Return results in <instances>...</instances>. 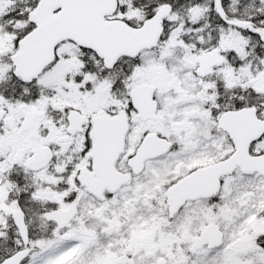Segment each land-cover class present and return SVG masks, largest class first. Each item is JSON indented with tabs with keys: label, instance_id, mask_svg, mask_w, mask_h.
I'll use <instances>...</instances> for the list:
<instances>
[{
	"label": "rangeland",
	"instance_id": "obj_1",
	"mask_svg": "<svg viewBox=\"0 0 264 264\" xmlns=\"http://www.w3.org/2000/svg\"><path fill=\"white\" fill-rule=\"evenodd\" d=\"M35 1L0 0V76L6 68L2 59L4 54L14 47L16 36L28 26L24 16L16 18L18 27L14 26L10 15L27 14ZM211 38L208 36L207 40ZM169 45L162 46L157 52L142 53L134 66L131 62L123 63L126 68H135L136 72L133 81L129 73L124 77L119 90L126 103L130 83L145 82L156 87L154 99L158 118L153 122H141L130 111L134 125L128 136L126 155L138 145L143 132L149 130L174 140L173 148L167 154L147 161L143 172L119 190L112 202L91 200L76 184V169L65 190L50 180L45 191L38 190L33 194L40 197L22 198L21 202L30 206L27 214L31 218V253L23 264H264V250L256 244L263 236L260 210L264 197L261 180L257 177L236 175L225 178L211 203L190 202L173 218L167 217L168 185L216 157L212 150L210 155L206 152L207 159L197 158L201 153L195 151L197 145L212 142L215 120L207 117L211 115L210 110L206 113L198 110L203 104L194 98L198 78L193 74L192 66L184 68L188 60L182 64L181 53ZM58 54L57 62L27 88L25 94L20 93L19 96H27L22 103L24 108L102 109L108 106L107 103L121 106L120 96H108L111 89L103 84L102 75L94 77L86 72L91 68L99 73L103 68L92 52L65 43ZM186 58L189 59L188 54ZM259 61L260 58L251 60L248 74L241 75V79L250 81L257 93L263 88L259 84ZM231 68L229 64L222 66L217 71L218 78L231 76L229 78L233 79ZM184 70L188 84L181 79ZM5 85L13 84L7 82ZM1 87L0 96H11ZM83 166L86 165L76 168ZM118 166L120 170L126 169L125 156ZM72 191L77 192L79 211L75 222L65 230L71 239L63 240V231L58 235L48 233L50 225L44 212L51 200L61 202ZM30 208L39 211L41 219L37 218L40 214L31 213ZM208 222L222 229L223 242L212 250H195L190 238ZM10 233L15 236L13 229ZM9 251L10 240L0 239V254ZM124 254H130L128 259L131 260L125 261Z\"/></svg>",
	"mask_w": 264,
	"mask_h": 264
},
{
	"label": "flooded vegetation",
	"instance_id": "obj_2",
	"mask_svg": "<svg viewBox=\"0 0 264 264\" xmlns=\"http://www.w3.org/2000/svg\"><path fill=\"white\" fill-rule=\"evenodd\" d=\"M165 3L169 4V13L162 18L163 35L157 47L171 43L169 46L181 53L182 64L188 60V64L183 65L184 68L192 66V72L198 78L194 98L203 102L198 110L200 113L210 110L211 115L207 117H213L215 120L212 142L200 143L201 158L207 159L208 156H203L207 151L210 155L212 150L216 157L210 162L229 157L235 150L234 138L249 137L242 133V127H253L260 132L250 142L248 155L264 154V0H220L219 8L222 14L218 11L216 0H117L116 16L126 25L131 23L133 27H139ZM235 22L245 24L237 25ZM208 36L212 37L209 41ZM208 53L212 55L208 56ZM187 54L189 59L186 58ZM255 58H260L259 84L263 85L262 91L258 93L253 90L249 80L241 79V75L248 74L251 67L248 64ZM227 64L232 67L233 79H230L231 76L218 78L217 71ZM209 65L211 66L207 71L199 70V67L208 68ZM135 72L133 70V73ZM182 78L187 83L185 70L181 74ZM13 79L17 81L20 93H24L25 84L16 78ZM116 94L122 99L117 84L108 96ZM250 97L253 99L250 100ZM24 101L25 96H0V226L6 232L10 231L12 211L19 207L13 206L12 209L10 196L13 190L16 191L17 198L25 196V192H33L37 180L41 182L44 179L43 183L48 185L47 181L52 180L55 175L69 179L72 177L74 165L81 163L82 157V162L91 164L92 161L86 154L92 146L90 129L97 111L84 109L82 112L86 116L85 123L79 131L70 134L66 108L44 109L39 136L37 139H31L21 127L27 110L16 107L17 103ZM240 110L245 111L243 117H240L243 120L232 124V134L219 127L218 119L222 113ZM128 117L129 122H133L132 118ZM80 143L83 144L82 151L77 152ZM40 144L51 149V159L43 169L32 171L23 166L24 157ZM252 174L236 168L230 176ZM76 199V194L69 196V204L76 202ZM65 202L66 199L63 204L55 207H64ZM260 213L263 220L264 197ZM77 216L78 212L67 228L75 222Z\"/></svg>",
	"mask_w": 264,
	"mask_h": 264
},
{
	"label": "water",
	"instance_id": "obj_3",
	"mask_svg": "<svg viewBox=\"0 0 264 264\" xmlns=\"http://www.w3.org/2000/svg\"><path fill=\"white\" fill-rule=\"evenodd\" d=\"M50 3L51 5H56L52 0H40L38 7L35 9L33 13L44 11V5ZM109 9V8H108ZM43 13V12H42ZM41 21H45L46 19L40 18ZM150 32H147V36H150ZM70 37H73L75 40L79 41L82 44L91 46L94 48L99 54L106 58V62L111 59H114L117 56L116 46L111 42L108 38L100 36L97 33L92 39L86 38L78 35L70 34ZM42 31L41 29H36L33 31L22 43L23 46L28 40V44H30L33 48L30 50L31 57H27L26 64H19L17 58H14V62L17 66L16 72L20 75L24 76L23 69L26 68L28 71L27 77H33L36 73L40 72L42 69V64L48 59L47 49L43 46H47V44H42L39 48L35 46L41 41ZM59 39L61 36L58 37ZM156 38V35L153 36L149 41L153 42ZM108 50H104V45L108 43ZM143 37L139 36V41H142ZM138 41V42H139ZM18 54V53H17ZM20 66V67H19ZM153 92V88L147 85H141L134 88L131 91V96L133 98L134 106L138 109L139 116L143 119H147L149 117H154V109L155 103L151 99V95ZM233 115L243 116V112L233 113L226 112L222 115L220 125L224 128L232 131L227 124L229 118ZM101 123H98V126ZM242 133L247 134L249 137L237 138L236 139V152L235 154L226 159L204 168H199L189 175L185 176L175 184L171 185L167 189V201L170 206V215H173L181 205H183L187 200H194L200 197H209L214 195L220 185V177L226 173H231L236 165H239L243 171H255L264 174V155L259 157H248L247 155V147L249 144V138L257 133V129L250 128L246 129L244 127L241 128ZM124 136V132L119 134V138ZM123 142V140H122ZM169 142L164 139H159L155 135L151 134L146 136L141 146L138 149V154L130 160V165L133 167L134 173H138L142 169V163L144 159L147 157H154L157 155H161L166 152L169 148ZM121 149V148H120ZM119 149V152H120ZM95 162L93 164V171L91 173L81 172L79 179L83 185H86L88 190L95 194H99L97 192L98 189H104L105 187L109 189H116L121 184L128 181V175L117 173L114 170L113 160L107 161L106 163L102 162L98 157H95ZM19 214H17L16 219L19 220ZM16 223L19 226L21 236L23 241L26 243L27 241V232L25 226L22 223V220L17 221ZM222 238L221 232L213 225H207L204 227L203 231L197 237H193V244L196 247H201V245L205 242H208L209 246H214L220 242ZM28 251L26 249L20 250L13 254L12 256L5 259L1 264H20V262L27 256Z\"/></svg>",
	"mask_w": 264,
	"mask_h": 264
}]
</instances>
